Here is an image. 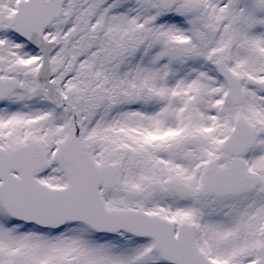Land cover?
Instances as JSON below:
<instances>
[{
	"label": "snow or ice",
	"instance_id": "1",
	"mask_svg": "<svg viewBox=\"0 0 264 264\" xmlns=\"http://www.w3.org/2000/svg\"><path fill=\"white\" fill-rule=\"evenodd\" d=\"M0 264H264V0H0Z\"/></svg>",
	"mask_w": 264,
	"mask_h": 264
}]
</instances>
